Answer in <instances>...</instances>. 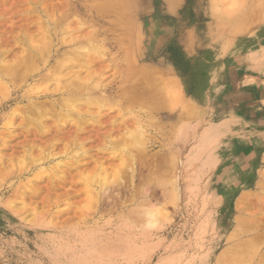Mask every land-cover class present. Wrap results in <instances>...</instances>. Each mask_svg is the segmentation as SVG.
Returning a JSON list of instances; mask_svg holds the SVG:
<instances>
[{
	"label": "rangeland",
	"instance_id": "1",
	"mask_svg": "<svg viewBox=\"0 0 264 264\" xmlns=\"http://www.w3.org/2000/svg\"><path fill=\"white\" fill-rule=\"evenodd\" d=\"M103 1L0 0V264H264L254 191L233 217L219 190L238 177L208 171L226 131L160 62L178 42L230 40L245 14L264 25V0H163L190 19L165 36L156 0Z\"/></svg>",
	"mask_w": 264,
	"mask_h": 264
},
{
	"label": "crops",
	"instance_id": "2",
	"mask_svg": "<svg viewBox=\"0 0 264 264\" xmlns=\"http://www.w3.org/2000/svg\"><path fill=\"white\" fill-rule=\"evenodd\" d=\"M179 16L172 10H160L158 24L163 36L173 34L190 20L187 14L182 19ZM239 21L230 24V40L206 45L196 42L192 50L182 49L178 42L160 62L170 68L173 79L185 84L197 110L209 112L211 121L226 131L212 153L216 164L208 170L238 177L233 185L220 188L222 207L237 216L240 195L252 190L254 222H264V189L258 187L260 172L264 171V25L254 29L246 23L241 27ZM250 175H254V188L241 184Z\"/></svg>",
	"mask_w": 264,
	"mask_h": 264
},
{
	"label": "bare ground",
	"instance_id": "3",
	"mask_svg": "<svg viewBox=\"0 0 264 264\" xmlns=\"http://www.w3.org/2000/svg\"><path fill=\"white\" fill-rule=\"evenodd\" d=\"M105 1V0H104ZM103 1V2H104ZM115 1H117L118 2V4L121 6V8H123V10H126V9H129L130 10V4H132V5H134V6H142L143 4H144V0H115ZM101 2V1H100ZM105 2H107V11H114V10H112V8H111V6L109 5V0L108 1H105ZM170 3H172L171 1H170ZM100 3H98V5H99ZM111 4V3H110ZM117 4V3H116ZM117 4V5H118ZM233 4V3H232ZM91 5V4H90ZM104 5V4H103ZM118 5V6H119ZM171 5V4H170ZM170 5L169 4H164L163 3V0H156L155 1V6H157L158 8H160V9H172L171 7H170ZM247 5V4H246ZM101 6V5H100ZM99 6V7H100ZM105 6V5H104ZM103 6V8H105ZM116 6V5H115ZM119 6V7H120ZM240 6V5H239ZM248 7V6H247ZM250 7V6H249ZM253 6H251V8H252ZM114 8V7H113ZM115 9V8H114ZM119 9V8H118ZM143 9V8H142ZM231 9V8H230ZM105 10V9H104ZM116 10V9H115ZM156 11H157V8H156ZM250 11H254V10H249V12ZM260 11H261V9H260ZM117 12H119V11H117ZM241 12V11H240ZM255 12V11H254ZM253 12V13H254ZM120 13V12H119ZM245 13V12H244ZM252 13V15H251V12H250V14H249V16H251V17H253V16H255V14H253ZM258 13V12H257ZM107 14H109V13H107ZM115 14H116V12H115ZM238 14V13H237ZM262 14V13H261ZM120 15V14H119ZM236 15V14H235ZM259 16H260V14H258ZM264 15V14H263ZM232 16H234V15H232ZM239 16H240V14H239ZM245 17H246V19L245 20H247V19H249L248 18V15L246 16V14L244 15ZM126 17H128V19H129V16H126ZM121 18V17H120ZM123 18V17H122ZM235 18V17H234ZM241 17H239L238 18V20L237 21H239V19H240ZM254 18V17H253ZM226 19V18H225ZM243 18H241V21H239V25L242 27V25H243V23H246L247 21H245V20H242ZM131 20V19H130ZM229 20V19H228ZM114 21V20H113ZM132 21V20H131ZM235 21V20H234ZM251 21H253L252 19H251ZM250 21V22H251ZM120 22V21H119ZM121 23H123L122 21H121ZM227 23V22H226ZM234 23V22H233ZM247 23H249V22H247ZM229 24V23H228ZM231 25H232V23H231ZM248 25V24H247ZM230 27V26H229ZM237 28V27H236ZM235 29V28H234ZM239 30V29H238ZM235 32H237L236 30H235ZM32 47V49L34 50V51H36V52H38V53H40V55H41V53L43 52V55L46 53H44V47L46 48L47 47V45L45 46H43V45H38V44H36V45H34V46H31ZM30 50V49H29ZM49 50V49H48ZM32 51V50H31ZM45 51H47V49L45 50ZM34 53V52H33ZM32 54V53H31ZM129 58V57H128ZM127 58V59H128ZM126 59V60H127ZM125 60V61H126ZM128 61V60H127ZM10 62V61H9ZM30 62V61H29ZM33 62V61H32ZM129 62H132L130 59H129V61L128 62H126V63H129ZM17 63H12V64H10V65H6V67H5V72L7 71V73H13L14 71H16V67H17ZM21 65V64H20ZM127 65H129V64H127ZM130 65H131V63H130ZM129 65V67H132V66H130ZM128 67V66H127ZM140 67V66H139ZM129 69V70H128ZM127 70L130 72V68H128ZM132 70H131V72L132 71H134L135 73H137L136 71H137V69L135 70L134 69V66L131 68ZM139 69V68H138ZM141 69H142V66H141ZM32 70V69H31ZM35 70V69H34ZM141 71H143V69L141 70ZM48 72V71H47ZM131 72H130V74H131ZM133 72V73H134ZM30 73V72H29ZM134 73V74H135ZM28 74V73H27ZM77 74L78 73H76V72H73V74L70 76V79H68V81L69 80H71V79H75V77L77 76ZM139 74H141V72L139 73ZM145 74V73H144ZM144 74H142V76H145V75H147L148 74V72H146V74L144 75ZM57 76V75H56ZM60 76L61 75H59V76H57V77H59L60 78ZM155 77V76H154ZM141 79V78H140ZM90 80V79H89ZM148 80V79H147ZM59 82V80H56L55 82ZM141 81H142V79H141ZM57 82V83H58ZM66 83V85L68 84V82L67 81H65ZM70 82V81H69ZM155 82H157V80L155 81ZM146 83V82H145ZM148 83L149 82H147V85H148ZM150 83H151V81H150ZM64 84V85H65ZM57 85H59V84H57ZM140 85V84H139ZM45 86V85H44ZM162 87H164L163 85H161ZM161 86H159V88L161 87ZM154 87V86H153ZM149 88H152L151 86L149 87ZM165 88H166V86H165ZM156 89H157V87H156ZM77 90H79V89H77ZM143 91V90H142ZM156 91H158V89L156 90ZM33 92V91H32ZM75 93V92H74ZM172 94H173V92H172ZM147 95V94H146ZM150 95V94H149ZM163 95V94H162ZM174 95V94H173ZM6 96V95H5ZM159 97H160V95H158ZM167 97H168V101L166 102V100H165V102H166V104L165 105H167V106H173V103L175 102H173V100H172V98H170V95H168L167 94ZM166 98V97H165ZM175 98H177L176 97V95H175ZM157 99V98H156ZM164 100V99H163ZM151 101V100H150ZM159 101V100H158ZM151 102H153V101H151ZM156 102V101H155ZM157 103V102H156ZM71 104V103H70ZM73 105V104H72ZM156 106H157V104H156ZM22 107V106H21ZM174 107V106H173ZM49 111V110H48ZM51 111V110H50ZM63 114V113H62ZM64 116V115H63ZM140 135V134H139ZM142 136V135H141ZM136 138V137H135ZM141 138V137H140ZM138 141H139V138L137 139ZM135 141V140H134ZM123 149V148H122ZM124 161V160H123ZM264 178V171H261L260 172V183H261V179H263ZM259 183V182H258ZM199 195V194H198ZM149 202V201H148ZM243 202V201H242ZM146 203V202H145ZM203 204H205V203H203ZM242 204V203H241ZM241 204H239V205H241ZM145 205V204H144ZM203 207H204V205H203ZM239 207V206H238ZM237 207V208H238ZM160 208H161V206H160ZM164 209V208H163ZM243 209V208H242ZM143 212H141V214L143 213L145 216H147L148 218H150V220L148 221V225L149 226H156V225H158L157 224V218H159V217H157V216H159L158 214H159V211H158V209L157 208H155V207H152V208H149L148 207V210H147V207H146V211L145 210H142ZM226 213L228 212V209L227 208H225V210H224ZM140 212H137V213H140ZM139 216H140V214H139ZM144 216V217H145ZM242 216V215H241ZM143 217V218H144ZM243 217V216H242ZM146 218V217H145ZM239 221H241V217H237V220H236V223L237 224H235L236 225V227L238 228L239 227ZM161 229V228H160ZM235 230H236V228H235ZM146 234V233H145ZM144 234V235H145ZM234 234V233H233ZM140 240V239H139ZM119 243V242H118ZM124 246V245H123ZM134 246V245H133ZM128 248V247H127ZM101 250V249H100ZM97 252H99V251H97ZM101 252V251H100ZM103 254V253H102ZM129 256V255H128ZM227 255H225V253L224 254H222L221 253V255L219 256V258H220V262L221 261H224L226 258ZM93 258V257H92ZM84 259V258H83ZM224 259V260H223ZM91 261V260H90ZM92 263V262H91Z\"/></svg>",
	"mask_w": 264,
	"mask_h": 264
}]
</instances>
